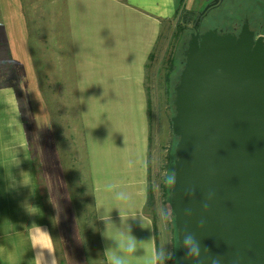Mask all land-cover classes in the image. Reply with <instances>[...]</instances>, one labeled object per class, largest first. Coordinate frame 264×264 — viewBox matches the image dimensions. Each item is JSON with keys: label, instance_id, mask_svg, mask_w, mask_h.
<instances>
[{"label": "crops", "instance_id": "obj_1", "mask_svg": "<svg viewBox=\"0 0 264 264\" xmlns=\"http://www.w3.org/2000/svg\"><path fill=\"white\" fill-rule=\"evenodd\" d=\"M199 1L0 0V264H34L33 223L54 238V264H90L71 188L70 129L56 120L51 96L59 94L51 87L55 63L44 64L39 52L38 37L58 35L66 36L73 62L94 261L120 256L127 264H152L158 246L146 213V64L162 25ZM49 38L48 50L55 46Z\"/></svg>", "mask_w": 264, "mask_h": 264}, {"label": "water", "instance_id": "obj_2", "mask_svg": "<svg viewBox=\"0 0 264 264\" xmlns=\"http://www.w3.org/2000/svg\"><path fill=\"white\" fill-rule=\"evenodd\" d=\"M193 29L171 117L179 264H192L186 235L196 264H264V34L247 19L237 33Z\"/></svg>", "mask_w": 264, "mask_h": 264}, {"label": "rangeland", "instance_id": "obj_3", "mask_svg": "<svg viewBox=\"0 0 264 264\" xmlns=\"http://www.w3.org/2000/svg\"><path fill=\"white\" fill-rule=\"evenodd\" d=\"M212 0H201L197 3H189L196 14ZM232 0H225L224 6L217 5L208 10L200 27L201 30L221 25L227 21V15L233 13L236 8ZM179 15L167 20L161 28L160 35L154 45L150 58L146 64L145 87L148 98V119L150 127V186L153 197L152 203L146 205V213L152 218L158 251L166 264H171V258L175 246V229L173 226L174 215L171 211L170 202L162 195V184L167 173V164L170 152L175 143L174 134L171 131V117L174 114L171 103V87L180 72L181 64L176 58L177 40L175 37L176 25ZM189 33L193 31L192 23L188 24ZM49 37H38L41 61L46 64L48 59L54 61L56 83L51 85L58 95H51L55 105L56 120L68 124L70 129V169L72 174L71 188L74 196L76 212L82 225L83 233L87 240V249L90 264L95 263L92 248L97 246L96 231L92 213V195L88 180V168L85 161V152L78 116V103L74 94L73 62L71 52L66 43V36L49 38L55 46V51L48 44ZM51 39V40H50ZM44 40V44L42 43ZM47 49V50H46ZM176 58V59H175ZM174 59V60H173ZM171 60L173 69L170 70ZM167 74L169 78L167 80ZM46 84H44V88ZM63 120V121H62ZM149 192V191H148ZM98 252V251H97ZM99 255V253L97 254ZM100 256V255H99Z\"/></svg>", "mask_w": 264, "mask_h": 264}, {"label": "trees", "instance_id": "obj_4", "mask_svg": "<svg viewBox=\"0 0 264 264\" xmlns=\"http://www.w3.org/2000/svg\"><path fill=\"white\" fill-rule=\"evenodd\" d=\"M234 3L235 7H238L235 9L233 13H230L227 15V21L223 24L219 25H214L212 28H217V29H222V31H233L235 27L239 29L241 24L244 22L245 19L248 20L249 26L252 30H254L256 35L259 34H264V0H232ZM225 0H221L219 3L216 5L208 8L205 13H203L201 16H199V12L197 14L193 10H187L184 8L177 9L176 15H179L178 18L179 20L177 21V27H176V33L175 37L177 42V48H176V53L175 56L178 58L179 63L181 64V68L184 63V57H185V52L187 49V44H188V33L186 29H188V24L192 23V30H193V25L197 22V27H200L203 23V19L205 17V14L208 10L211 8L216 7L217 5L224 6ZM203 16V17H202ZM210 29V28H207ZM205 29V30H207ZM192 32V31H191ZM190 35V33H189ZM175 58V59H176ZM174 60V59H173ZM173 60H171V66L170 70L173 69ZM181 71V69H180ZM180 74V72H179ZM179 74L177 75L175 82L173 83L171 87L172 95H171V103L173 105V99H174V86L178 81ZM169 78V75L167 74V80ZM173 111H174V106H173ZM174 113V112H173ZM175 137V143L173 145V148L170 152L169 159H168V164H167V173L164 176L163 179V184L161 186L162 188V195L166 199V202H170V188L172 185V173L174 169L173 161L174 158L176 157L175 155V144L177 141V137ZM171 181V183H170ZM152 191L149 189L148 192V202L147 204L152 203ZM173 226L175 229V246L171 258V264H179L180 261V256L178 254V241H177V230L174 225V220H173Z\"/></svg>", "mask_w": 264, "mask_h": 264}, {"label": "clouds", "instance_id": "obj_5", "mask_svg": "<svg viewBox=\"0 0 264 264\" xmlns=\"http://www.w3.org/2000/svg\"><path fill=\"white\" fill-rule=\"evenodd\" d=\"M29 214L35 215L36 213L29 211ZM29 235L30 248L34 254V264H54V238L51 233L43 226L33 223L29 227ZM180 246L185 251V258L192 261V264H196L199 258V247L192 242V237L186 235ZM126 251L129 254H135L136 244L134 240L127 245ZM109 264H127V261L123 257L117 256L109 258ZM152 264H166V260L162 259L159 251L156 252V257Z\"/></svg>", "mask_w": 264, "mask_h": 264}, {"label": "flooded vegetation", "instance_id": "obj_6", "mask_svg": "<svg viewBox=\"0 0 264 264\" xmlns=\"http://www.w3.org/2000/svg\"><path fill=\"white\" fill-rule=\"evenodd\" d=\"M218 3H219V2H218ZM215 5H216V4H215ZM213 6H214V5H213ZM211 7H212V6H211ZM209 8H210V7H209ZM204 13H205V12H204ZM199 16H200V15H199ZM202 17H203V16H202ZM200 27H201V26H200ZM200 27H197V29H198V31H199L200 33L203 32V31H205V30H201ZM240 27H241V26H240ZM240 27H239V29H240ZM239 29H237V27H235L234 30L231 31V32H233V33H237V32L239 31ZM219 30H222V29L219 28ZM193 31H194V29H193ZM193 31H192V32H193Z\"/></svg>", "mask_w": 264, "mask_h": 264}]
</instances>
